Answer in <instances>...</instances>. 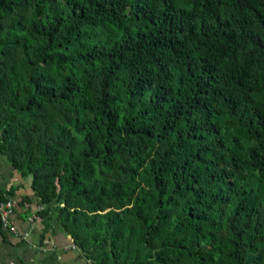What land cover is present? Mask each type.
<instances>
[{
    "label": "trees",
    "instance_id": "obj_1",
    "mask_svg": "<svg viewBox=\"0 0 264 264\" xmlns=\"http://www.w3.org/2000/svg\"><path fill=\"white\" fill-rule=\"evenodd\" d=\"M0 154L93 264H264V0H0Z\"/></svg>",
    "mask_w": 264,
    "mask_h": 264
},
{
    "label": "crops",
    "instance_id": "obj_2",
    "mask_svg": "<svg viewBox=\"0 0 264 264\" xmlns=\"http://www.w3.org/2000/svg\"><path fill=\"white\" fill-rule=\"evenodd\" d=\"M30 180L22 179L9 161L0 154V193L17 187L11 197L9 223L19 235L17 239L0 222V264H93L76 247L69 235L62 232L53 212L38 215L35 208L24 211L15 205L29 193Z\"/></svg>",
    "mask_w": 264,
    "mask_h": 264
},
{
    "label": "built area",
    "instance_id": "obj_3",
    "mask_svg": "<svg viewBox=\"0 0 264 264\" xmlns=\"http://www.w3.org/2000/svg\"><path fill=\"white\" fill-rule=\"evenodd\" d=\"M12 212V204L11 201H4L0 202V222L3 226L9 229V232H11L17 239L25 238L26 234L19 235L17 230L9 223V217ZM75 247V246H73Z\"/></svg>",
    "mask_w": 264,
    "mask_h": 264
}]
</instances>
